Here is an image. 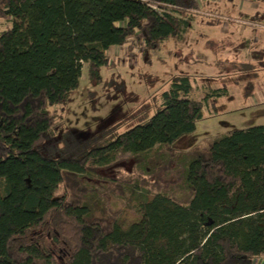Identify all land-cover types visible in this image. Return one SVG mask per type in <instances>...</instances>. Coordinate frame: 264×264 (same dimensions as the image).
I'll return each mask as SVG.
<instances>
[{
  "label": "trees",
  "instance_id": "obj_1",
  "mask_svg": "<svg viewBox=\"0 0 264 264\" xmlns=\"http://www.w3.org/2000/svg\"><path fill=\"white\" fill-rule=\"evenodd\" d=\"M196 0H0V264H258L264 260V128L205 142L182 172L189 198L157 193L125 230L89 219L73 178L166 151L194 131L202 104L174 78L159 108L113 140L101 136L52 157L44 149L84 67L98 83L107 51L143 55L189 28ZM53 150V149H52ZM61 187V188H60ZM116 214H112L111 219Z\"/></svg>",
  "mask_w": 264,
  "mask_h": 264
},
{
  "label": "rangeland",
  "instance_id": "obj_2",
  "mask_svg": "<svg viewBox=\"0 0 264 264\" xmlns=\"http://www.w3.org/2000/svg\"><path fill=\"white\" fill-rule=\"evenodd\" d=\"M196 3L179 39L144 55L140 48H110L112 66L99 70V82H89L83 67L66 104L54 108L61 127L44 149L56 158L76 154L72 148L78 143L99 136L110 141L144 123L174 78L187 77V97L202 104L194 131L169 151L154 147L136 157L118 154L108 165L73 178L67 187L74 197H85L89 219L107 224L115 219L125 230L137 220L138 205L157 193L186 202L182 172L195 151L220 135L264 128V0ZM3 26L0 21V30Z\"/></svg>",
  "mask_w": 264,
  "mask_h": 264
},
{
  "label": "crops",
  "instance_id": "obj_3",
  "mask_svg": "<svg viewBox=\"0 0 264 264\" xmlns=\"http://www.w3.org/2000/svg\"><path fill=\"white\" fill-rule=\"evenodd\" d=\"M247 58H249V59H254V58H251V57H249V56H247ZM255 60H258V58L255 59ZM260 264H264V260H263V259L260 260Z\"/></svg>",
  "mask_w": 264,
  "mask_h": 264
}]
</instances>
